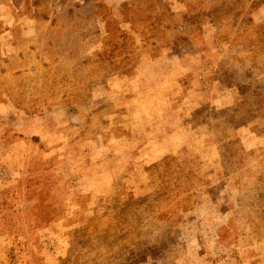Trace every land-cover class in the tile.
<instances>
[{
  "label": "rangeland",
  "instance_id": "obj_1",
  "mask_svg": "<svg viewBox=\"0 0 264 264\" xmlns=\"http://www.w3.org/2000/svg\"><path fill=\"white\" fill-rule=\"evenodd\" d=\"M0 264H264V0H0Z\"/></svg>",
  "mask_w": 264,
  "mask_h": 264
}]
</instances>
